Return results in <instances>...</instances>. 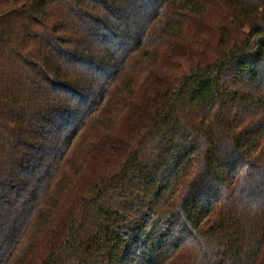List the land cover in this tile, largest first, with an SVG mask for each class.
<instances>
[{"label": "trees", "instance_id": "16d2710c", "mask_svg": "<svg viewBox=\"0 0 264 264\" xmlns=\"http://www.w3.org/2000/svg\"><path fill=\"white\" fill-rule=\"evenodd\" d=\"M28 239L264 264V0H0V264Z\"/></svg>", "mask_w": 264, "mask_h": 264}, {"label": "rangeland", "instance_id": "374dc122", "mask_svg": "<svg viewBox=\"0 0 264 264\" xmlns=\"http://www.w3.org/2000/svg\"><path fill=\"white\" fill-rule=\"evenodd\" d=\"M208 3H210V6L208 11L205 13L203 20L210 24L218 23L224 17L226 11L221 6L217 5V2L215 1H208ZM210 54L213 53L211 52ZM148 60H152V56L148 57V59H145V56L138 55L135 59V67L141 68V66L148 62ZM19 252L20 254L15 257L12 264H18L19 262L21 263L22 260L25 261V258L27 261L30 260V264H35V262L33 263V260L36 262L38 261V256H36V243L30 242L29 239L22 244Z\"/></svg>", "mask_w": 264, "mask_h": 264}]
</instances>
